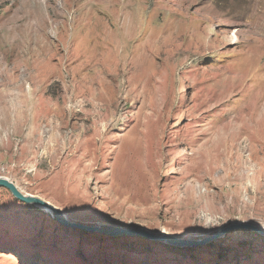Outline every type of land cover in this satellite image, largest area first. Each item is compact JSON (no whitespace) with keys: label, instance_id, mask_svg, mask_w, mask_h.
Listing matches in <instances>:
<instances>
[{"label":"rangeland","instance_id":"obj_1","mask_svg":"<svg viewBox=\"0 0 264 264\" xmlns=\"http://www.w3.org/2000/svg\"><path fill=\"white\" fill-rule=\"evenodd\" d=\"M0 177L69 220L264 228V0H0ZM0 264H264L84 234L0 187Z\"/></svg>","mask_w":264,"mask_h":264},{"label":"water","instance_id":"obj_2","mask_svg":"<svg viewBox=\"0 0 264 264\" xmlns=\"http://www.w3.org/2000/svg\"><path fill=\"white\" fill-rule=\"evenodd\" d=\"M0 187L7 189L13 197L25 204H30L43 209L49 216L61 226L77 229L85 234H97L109 237L128 236L140 237L147 242L169 245L172 247H198L214 239L224 236L226 233L235 230H248L261 235L264 238V228L252 223L231 222L224 225L216 232L201 239H185L168 233H156L143 227H127L107 223L83 224L69 220L62 210L48 201L34 195L23 193L16 184L6 177H0Z\"/></svg>","mask_w":264,"mask_h":264},{"label":"flooded vegetation","instance_id":"obj_3","mask_svg":"<svg viewBox=\"0 0 264 264\" xmlns=\"http://www.w3.org/2000/svg\"><path fill=\"white\" fill-rule=\"evenodd\" d=\"M60 225V224H59ZM64 227V226H63ZM65 228H67V227H65ZM68 229H71V228H68ZM71 230H77V229H71ZM80 231V230H79ZM82 232V231H81ZM85 234V233H84Z\"/></svg>","mask_w":264,"mask_h":264}]
</instances>
